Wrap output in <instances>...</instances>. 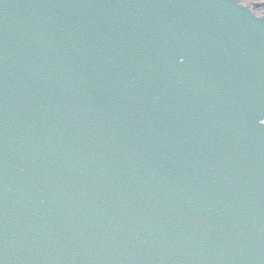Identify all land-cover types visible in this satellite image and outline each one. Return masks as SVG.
I'll list each match as a JSON object with an SVG mask.
<instances>
[{
	"label": "water",
	"instance_id": "1",
	"mask_svg": "<svg viewBox=\"0 0 264 264\" xmlns=\"http://www.w3.org/2000/svg\"><path fill=\"white\" fill-rule=\"evenodd\" d=\"M0 264H264V16L0 0Z\"/></svg>",
	"mask_w": 264,
	"mask_h": 264
},
{
	"label": "rangeland",
	"instance_id": "2",
	"mask_svg": "<svg viewBox=\"0 0 264 264\" xmlns=\"http://www.w3.org/2000/svg\"><path fill=\"white\" fill-rule=\"evenodd\" d=\"M245 5L249 6L258 15L264 16V0H240Z\"/></svg>",
	"mask_w": 264,
	"mask_h": 264
}]
</instances>
